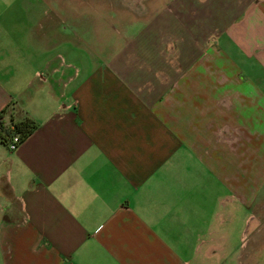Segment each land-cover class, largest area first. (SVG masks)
I'll use <instances>...</instances> for the list:
<instances>
[{
	"label": "crops",
	"instance_id": "1",
	"mask_svg": "<svg viewBox=\"0 0 264 264\" xmlns=\"http://www.w3.org/2000/svg\"><path fill=\"white\" fill-rule=\"evenodd\" d=\"M89 1L0 0L3 126L36 124L0 142V264L199 262L264 146V0ZM97 7L138 31L93 43Z\"/></svg>",
	"mask_w": 264,
	"mask_h": 264
},
{
	"label": "rangeland",
	"instance_id": "2",
	"mask_svg": "<svg viewBox=\"0 0 264 264\" xmlns=\"http://www.w3.org/2000/svg\"><path fill=\"white\" fill-rule=\"evenodd\" d=\"M119 1H125L130 5L133 4V1L138 0ZM89 9L92 8L82 5L81 10L85 14V19L87 16H97V13L93 14ZM95 10L99 11L97 27L87 23H78V32L88 34L93 43L95 42L94 32L107 35L112 47H117L123 45V39L120 38V35H134L138 31L135 30L134 11L117 15L112 12L109 13L105 7H97ZM125 22H130L131 28L125 29ZM64 28L63 34H70V26L64 24ZM105 42H107L106 39ZM239 56L241 55L236 56L237 59L234 60L236 63L241 62ZM248 62L255 65L252 73L258 77L261 73L257 64L253 60ZM242 73L246 75L245 71ZM254 127L257 128L258 126ZM262 128L264 126L261 124L258 133L263 131ZM249 132L252 134L251 131ZM243 136L240 131L239 138L241 139ZM261 137L263 140L264 135ZM249 139L252 143L256 142V138L248 136V143L242 140L238 145L237 171L234 175L237 178L239 193L233 194L232 197L229 191L225 190L228 184L224 186L223 203L219 208L221 223L216 224L212 235L213 240L201 245L200 252L204 254L203 259L199 262H192V264H264V146L257 148V146L250 144ZM234 184L232 185L233 189ZM206 239L209 240L210 236L207 235ZM212 251L215 253L212 254Z\"/></svg>",
	"mask_w": 264,
	"mask_h": 264
},
{
	"label": "trees",
	"instance_id": "3",
	"mask_svg": "<svg viewBox=\"0 0 264 264\" xmlns=\"http://www.w3.org/2000/svg\"><path fill=\"white\" fill-rule=\"evenodd\" d=\"M4 113L0 114V142L3 144H7L9 138L12 135H17L20 142L24 141L28 136H30L33 131L36 129V124L30 120L29 118H24L20 121H12L10 125L12 129L9 131L8 129L4 128L2 117Z\"/></svg>",
	"mask_w": 264,
	"mask_h": 264
},
{
	"label": "built area",
	"instance_id": "4",
	"mask_svg": "<svg viewBox=\"0 0 264 264\" xmlns=\"http://www.w3.org/2000/svg\"><path fill=\"white\" fill-rule=\"evenodd\" d=\"M21 142H20V140L18 139V136L17 135H12L10 138H9V140H8V142H7V144H6V146H7V148H8V150L9 151H14L17 147H18V145L20 144Z\"/></svg>",
	"mask_w": 264,
	"mask_h": 264
}]
</instances>
